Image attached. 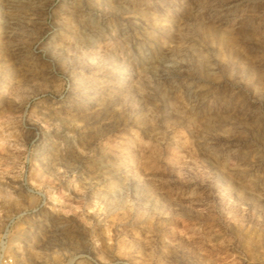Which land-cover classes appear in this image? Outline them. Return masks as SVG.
Instances as JSON below:
<instances>
[{"label":"clouds","instance_id":"clouds-1","mask_svg":"<svg viewBox=\"0 0 264 264\" xmlns=\"http://www.w3.org/2000/svg\"><path fill=\"white\" fill-rule=\"evenodd\" d=\"M0 264H264V0H0Z\"/></svg>","mask_w":264,"mask_h":264}]
</instances>
